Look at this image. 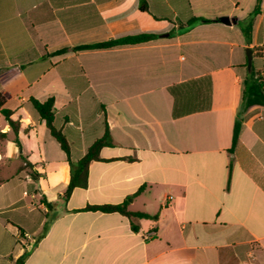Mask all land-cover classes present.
Masks as SVG:
<instances>
[{"label": "crops", "instance_id": "crops-1", "mask_svg": "<svg viewBox=\"0 0 264 264\" xmlns=\"http://www.w3.org/2000/svg\"><path fill=\"white\" fill-rule=\"evenodd\" d=\"M256 5L0 0V94L20 122L15 136L0 115V264L26 253L19 264H264L263 107L241 112L230 152L247 48L264 73V0ZM192 16L209 22L182 31ZM140 33L157 37L72 49ZM204 76L210 109L174 118L168 87ZM51 97L73 160L105 123L113 143L90 163L87 187L67 200V156L31 102ZM124 201L157 219L82 210Z\"/></svg>", "mask_w": 264, "mask_h": 264}, {"label": "trees", "instance_id": "trees-1", "mask_svg": "<svg viewBox=\"0 0 264 264\" xmlns=\"http://www.w3.org/2000/svg\"><path fill=\"white\" fill-rule=\"evenodd\" d=\"M261 0H257V5L255 11L259 10V3ZM141 10H146V2L143 1L140 6ZM203 22L207 23L209 20L198 18L192 16L185 25L181 26V30L184 31L190 26ZM250 26L245 29V33L250 38L249 30ZM155 34L148 33H140L135 35H128L119 38H112L107 41L98 42L90 45H81L78 47L72 48L73 50H101V49H111L120 46L126 45H138L142 43H146L156 39ZM69 48H64L58 50L54 54H63L68 51ZM244 67L247 68V73L242 81V96H241V105H240V113L236 119L233 137H232V148L230 152L233 151V148L238 142L240 133L243 127V118L241 117V112L246 111L253 106H261L264 108V73L260 70L256 69L255 62L253 61V65L250 69L246 65ZM168 91L174 98V106H173V117L179 118L191 113L204 111L210 109L211 106V91H212V81L210 76H204L200 78H195L191 80H187L178 84H174L168 87ZM31 102L42 118L45 121L47 128L49 129L51 135L56 139V141L60 144V147L65 152L67 156V161L70 165V182L67 186V189L64 193L65 200H67L72 191L75 188L81 187L85 188L88 184V169L89 165L92 161L100 160V151L105 146L112 145V138L110 135V131L107 123H105V132L104 135L94 141L90 147L88 148L85 155L77 160H73L71 146L66 138L65 134L61 129H59L55 124V99L53 97L48 98L46 101H39L36 99H31ZM13 112L7 108H4V98L0 94V115L6 119L13 131L14 135L17 136L18 130L20 127V122L12 120ZM16 142L18 139L16 137ZM31 177L34 180L39 178V175L36 172H31ZM144 187L140 189L143 190ZM139 193V192H138ZM41 203L48 209L53 207V203H50L46 200L45 197L41 199ZM128 201H124L120 204H106V205H88L82 210H90V211H100L104 213H112L119 212L128 217H138V218H146V219H157V215H150L143 212L138 211H130L129 210ZM134 229H136L134 227ZM27 256V253L22 256L17 264L22 263L24 258Z\"/></svg>", "mask_w": 264, "mask_h": 264}, {"label": "water", "instance_id": "water-1", "mask_svg": "<svg viewBox=\"0 0 264 264\" xmlns=\"http://www.w3.org/2000/svg\"><path fill=\"white\" fill-rule=\"evenodd\" d=\"M221 20L225 24H228V25L231 24L230 19L227 16L222 17ZM246 57H247V67L248 69H250L253 65V50L251 48H247Z\"/></svg>", "mask_w": 264, "mask_h": 264}, {"label": "rangeland", "instance_id": "rangeland-1", "mask_svg": "<svg viewBox=\"0 0 264 264\" xmlns=\"http://www.w3.org/2000/svg\"><path fill=\"white\" fill-rule=\"evenodd\" d=\"M41 231H42V227H40V229H39L38 233H39V232H41Z\"/></svg>", "mask_w": 264, "mask_h": 264}]
</instances>
